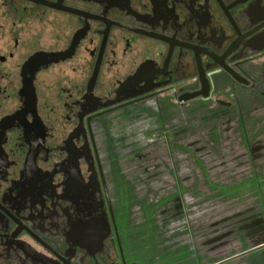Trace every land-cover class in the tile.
Here are the masks:
<instances>
[{
	"label": "flooded vegetation",
	"instance_id": "af4514ba",
	"mask_svg": "<svg viewBox=\"0 0 264 264\" xmlns=\"http://www.w3.org/2000/svg\"><path fill=\"white\" fill-rule=\"evenodd\" d=\"M263 72L264 0H0V264H145L115 184L144 158L127 112L236 119Z\"/></svg>",
	"mask_w": 264,
	"mask_h": 264
},
{
	"label": "rangeland",
	"instance_id": "374dc122",
	"mask_svg": "<svg viewBox=\"0 0 264 264\" xmlns=\"http://www.w3.org/2000/svg\"><path fill=\"white\" fill-rule=\"evenodd\" d=\"M261 85L252 96L239 92L236 119L213 101L181 108L170 97L127 112L128 152L144 158H130L136 177L117 174L115 184L145 264H208L217 258L208 253L246 248L253 227L264 228V174L250 166L258 157L264 170V75Z\"/></svg>",
	"mask_w": 264,
	"mask_h": 264
},
{
	"label": "crops",
	"instance_id": "0c3cea01",
	"mask_svg": "<svg viewBox=\"0 0 264 264\" xmlns=\"http://www.w3.org/2000/svg\"><path fill=\"white\" fill-rule=\"evenodd\" d=\"M255 158H252L250 166H252L255 174L260 177V175L264 174V170L258 157ZM249 169L251 170V167ZM263 186L264 183L261 181V187L263 188ZM165 204H167V201ZM253 228L256 229L252 238L253 241L252 243H247L246 248L240 246L232 248L228 246L227 252L220 253L218 256H213L214 253H208L211 257H217L208 264H264V228L260 226Z\"/></svg>",
	"mask_w": 264,
	"mask_h": 264
},
{
	"label": "water",
	"instance_id": "95a60500",
	"mask_svg": "<svg viewBox=\"0 0 264 264\" xmlns=\"http://www.w3.org/2000/svg\"><path fill=\"white\" fill-rule=\"evenodd\" d=\"M229 72V71H228ZM229 73H231V75L233 76V78L237 81V82H239V83H243V84H248L247 82H244L243 81V78H240L237 74H234L233 72H229ZM209 89H208V84L207 85H205L204 86V89H203V91H201V92H199L198 94H192V95H188L186 98H185V100H183V102H185V101H189V100H193V99H197V98H200V97H208L209 96Z\"/></svg>",
	"mask_w": 264,
	"mask_h": 264
}]
</instances>
